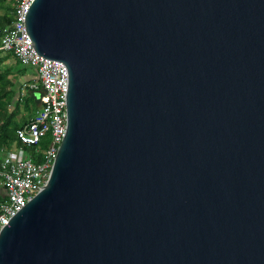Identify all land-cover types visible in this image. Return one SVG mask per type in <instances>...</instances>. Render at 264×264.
Returning a JSON list of instances; mask_svg holds the SVG:
<instances>
[{
  "label": "water",
  "instance_id": "95a60500",
  "mask_svg": "<svg viewBox=\"0 0 264 264\" xmlns=\"http://www.w3.org/2000/svg\"><path fill=\"white\" fill-rule=\"evenodd\" d=\"M24 23L67 68L66 132L0 264H264V0H32Z\"/></svg>",
  "mask_w": 264,
  "mask_h": 264
},
{
  "label": "built area",
  "instance_id": "2783aa9c",
  "mask_svg": "<svg viewBox=\"0 0 264 264\" xmlns=\"http://www.w3.org/2000/svg\"><path fill=\"white\" fill-rule=\"evenodd\" d=\"M31 1H17L11 24L0 28V50L13 52L20 63L33 67L35 79L44 91L35 115L16 130L17 140L31 145L49 135V144L38 163L22 146L13 144L8 150L0 149V185L6 195V200L0 204V230L46 182L66 132L67 68L62 61L36 53L24 23ZM30 87L36 88V85Z\"/></svg>",
  "mask_w": 264,
  "mask_h": 264
},
{
  "label": "trees",
  "instance_id": "16d2710c",
  "mask_svg": "<svg viewBox=\"0 0 264 264\" xmlns=\"http://www.w3.org/2000/svg\"><path fill=\"white\" fill-rule=\"evenodd\" d=\"M17 1L0 0V28L11 24ZM29 67L20 63L13 52L0 50V149L8 150L16 143V146H22L27 155H32L33 160L38 163L49 144V135L31 145L22 144L16 135V130L27 123L40 107L32 95V92L41 89L40 86L32 88L26 79L23 80ZM36 149H40V152L37 153ZM5 200V190L0 185V204Z\"/></svg>",
  "mask_w": 264,
  "mask_h": 264
},
{
  "label": "rangeland",
  "instance_id": "374dc122",
  "mask_svg": "<svg viewBox=\"0 0 264 264\" xmlns=\"http://www.w3.org/2000/svg\"><path fill=\"white\" fill-rule=\"evenodd\" d=\"M27 76L23 77V80L26 79L27 83L31 86L32 84H35L36 86H40V83L35 79V71L33 67H29L27 70ZM41 88V86H40ZM40 89H37V91ZM24 91V90H23ZM16 145V143H14Z\"/></svg>",
  "mask_w": 264,
  "mask_h": 264
}]
</instances>
